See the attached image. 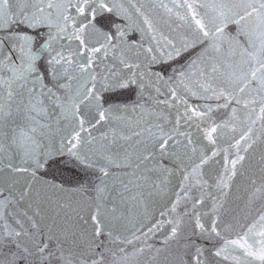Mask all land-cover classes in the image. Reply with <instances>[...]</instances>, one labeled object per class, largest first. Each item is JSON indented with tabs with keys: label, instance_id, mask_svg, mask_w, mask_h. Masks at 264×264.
Instances as JSON below:
<instances>
[{
	"label": "snow or ice",
	"instance_id": "6c2138e0",
	"mask_svg": "<svg viewBox=\"0 0 264 264\" xmlns=\"http://www.w3.org/2000/svg\"><path fill=\"white\" fill-rule=\"evenodd\" d=\"M157 4L192 37L165 36L151 13ZM171 4L0 0V264H135L141 256L149 264H206L192 237L220 235L217 220L200 211L208 199L203 168L218 152H198L189 129L208 125L214 109L187 97L230 109L229 120L202 132L210 144L236 120L233 105L248 110L252 124L264 121V0ZM197 44L204 47L172 75L154 67ZM129 93L135 99H125ZM169 109L176 111L171 127ZM250 133L237 141L218 189L237 175L241 147L256 144ZM59 163L85 179H49ZM251 184L249 199L264 197V184ZM170 187V206L148 223L136 219ZM212 200L218 214L223 205ZM182 203L186 210L176 214ZM158 233L160 247L150 243ZM224 245L217 257L231 246L248 264H264V213Z\"/></svg>",
	"mask_w": 264,
	"mask_h": 264
},
{
	"label": "water",
	"instance_id": "95a60500",
	"mask_svg": "<svg viewBox=\"0 0 264 264\" xmlns=\"http://www.w3.org/2000/svg\"><path fill=\"white\" fill-rule=\"evenodd\" d=\"M180 2L181 0H176V3ZM145 3L147 6L149 0H145ZM164 3L168 4L169 7L172 6L171 0H164ZM174 11L176 10L174 9ZM179 11L181 14L184 12L183 9H179ZM151 13L157 20L158 28L165 36L169 38L175 37L176 39H190L192 37V32L187 25L177 27V23L179 22L176 21V17L174 15L169 17L165 9L160 8L158 4L151 10ZM235 30V25L229 26V32L234 34ZM203 47L204 45L197 44L178 61L170 62V64L156 65L154 67L157 70L163 68L168 75H172V69L182 67L189 58L194 57ZM128 96H132V98L135 99L133 93L126 94L124 98L127 99ZM187 99L189 104L192 105L212 104L214 111L211 113V120L208 125L201 124L199 130L193 126L189 131L192 134V138L195 141L194 146L197 147L198 152L202 150L209 156H211L213 151L218 152V155L213 157L203 168V180L206 181L203 186V195L207 196L208 199L200 206V211L207 214L203 216L205 221L210 219L217 220L219 224L218 232L220 235L217 236L212 234L210 238L207 235H197L193 236L192 239L197 245L204 249L206 264H248V260L242 255V249L233 250V248L229 246L219 257L215 255V252L218 249L224 248L225 240L236 239L237 233L243 234V232L247 231L248 226L259 218V214L264 213V197L255 200L249 199L254 187L251 181L255 180L256 186L264 184V163L261 162V157L264 156V121L257 120L255 124H252L251 120L248 119V110L243 109L241 106L233 105L234 107L240 108L236 120L230 122L227 127L219 132L215 137V144H210L202 135V132L206 131L210 126H215L216 124H221L229 120L231 115L230 109H217L216 104L220 103L217 101L191 96L187 97ZM258 112L259 109H257V113ZM165 115L168 117V126L171 127V122L176 118V111L174 109H169L165 111ZM254 118L255 115H253V119ZM233 128H235V131H233ZM248 128L252 129L250 135H253L254 138L257 139V142L253 147L249 148L247 152H244L241 147L239 155L244 156L245 160L242 165H237V175L230 182V187L220 190L218 189L217 181L222 174L227 175L224 173V168L229 164V161L237 158V141L240 140L241 135L247 132ZM96 134L99 135V132ZM240 143L241 146H243V141H240ZM48 178L56 182H63L65 185H73L78 181L84 180L85 175L79 169H72L59 163L52 166ZM176 183V179H173L172 184L175 185ZM221 191L227 192V195L221 196ZM200 194L201 190L199 188L192 193L193 196ZM212 196H215L219 203L223 205L218 214L212 212ZM173 198V189L170 187L166 196L157 198L153 201L149 206L146 216L141 218V216L137 214L136 219L141 223H148L153 218L154 214L158 215L161 208L170 206L168 201ZM185 210V205L182 203L180 207L177 208L176 214H182ZM187 210L189 212L191 211L190 203L187 206ZM187 219L188 217H185L186 221ZM117 227H119V223ZM162 239L163 234L158 233L153 237L150 243H153L156 247H160ZM225 256H227L228 259H225ZM135 264H149V261L141 256L135 261ZM171 264H178V262L173 260ZM253 264H259V262H253Z\"/></svg>",
	"mask_w": 264,
	"mask_h": 264
}]
</instances>
